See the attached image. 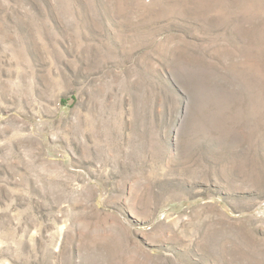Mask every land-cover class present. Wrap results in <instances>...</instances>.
<instances>
[{"label":"rangeland","instance_id":"obj_1","mask_svg":"<svg viewBox=\"0 0 264 264\" xmlns=\"http://www.w3.org/2000/svg\"><path fill=\"white\" fill-rule=\"evenodd\" d=\"M0 264H264V0H0Z\"/></svg>","mask_w":264,"mask_h":264}]
</instances>
